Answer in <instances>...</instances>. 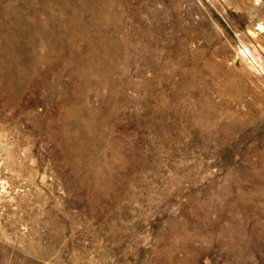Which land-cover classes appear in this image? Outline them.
Instances as JSON below:
<instances>
[{"label": "rangeland", "instance_id": "374dc122", "mask_svg": "<svg viewBox=\"0 0 264 264\" xmlns=\"http://www.w3.org/2000/svg\"><path fill=\"white\" fill-rule=\"evenodd\" d=\"M0 264H264V0H0Z\"/></svg>", "mask_w": 264, "mask_h": 264}]
</instances>
